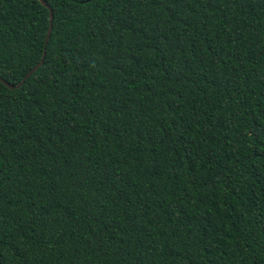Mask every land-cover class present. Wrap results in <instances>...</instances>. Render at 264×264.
<instances>
[{"label":"trees","instance_id":"1","mask_svg":"<svg viewBox=\"0 0 264 264\" xmlns=\"http://www.w3.org/2000/svg\"><path fill=\"white\" fill-rule=\"evenodd\" d=\"M0 0V264H264V0Z\"/></svg>","mask_w":264,"mask_h":264},{"label":"water","instance_id":"2","mask_svg":"<svg viewBox=\"0 0 264 264\" xmlns=\"http://www.w3.org/2000/svg\"><path fill=\"white\" fill-rule=\"evenodd\" d=\"M40 2L49 9V26L47 28L46 36H45V44H46L47 40L49 38V35H50V31H51L52 10H51L50 6L47 4V2L45 0H40ZM44 54H45V50H43L42 57L39 60V62L36 65H34L32 68H30L27 71V73L24 75V77L17 84L13 85V84L5 81L1 77H0V82H2L6 87H8L10 89L18 87L21 83H23L25 78H27L32 72H34L42 64L43 58H44Z\"/></svg>","mask_w":264,"mask_h":264}]
</instances>
